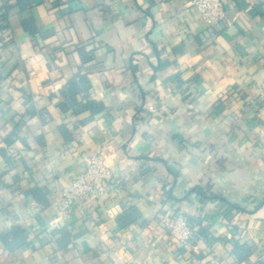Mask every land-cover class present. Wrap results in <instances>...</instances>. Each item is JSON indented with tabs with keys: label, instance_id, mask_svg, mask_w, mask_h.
<instances>
[{
	"label": "crops",
	"instance_id": "crops-1",
	"mask_svg": "<svg viewBox=\"0 0 264 264\" xmlns=\"http://www.w3.org/2000/svg\"><path fill=\"white\" fill-rule=\"evenodd\" d=\"M223 3L0 0V264L264 263V0ZM72 80L94 109L63 108ZM94 153L117 183L56 213Z\"/></svg>",
	"mask_w": 264,
	"mask_h": 264
},
{
	"label": "built area",
	"instance_id": "built-area-1",
	"mask_svg": "<svg viewBox=\"0 0 264 264\" xmlns=\"http://www.w3.org/2000/svg\"><path fill=\"white\" fill-rule=\"evenodd\" d=\"M191 2L197 7L202 18L211 25L220 23L227 16L223 0H191ZM258 96L264 102V79L258 85ZM147 109L154 111L155 106L148 105ZM110 183H117V179L105 158L97 153L91 154L84 168L67 186L53 196V208L56 213L66 217L78 200L103 197ZM163 223L171 234L183 243L194 240L195 228L184 214H174L168 210L164 215Z\"/></svg>",
	"mask_w": 264,
	"mask_h": 264
},
{
	"label": "trees",
	"instance_id": "trees-1",
	"mask_svg": "<svg viewBox=\"0 0 264 264\" xmlns=\"http://www.w3.org/2000/svg\"><path fill=\"white\" fill-rule=\"evenodd\" d=\"M78 91H79V86H78L76 80H72L70 82V84L64 90V93L67 96V98H66V101L63 103V108L73 109V111H75V112H80V111H82L88 107H91L92 104L81 103V102L77 101L76 94L78 93ZM98 107L101 108V105H99ZM92 109H94V108H92ZM195 189L202 190L203 194H205L203 191V187L197 186V187H195ZM233 206L240 208V206L236 205V204H233ZM136 215L138 216L135 209H127L126 211H124L123 213H121L118 216V222L121 225H126V224L130 223L131 221L135 220L137 218ZM7 236H12L13 241L17 242V244H18L22 240V230L14 229L12 232L7 234ZM7 236H5V237H7ZM215 239H216L215 237H212V236L209 237V240H211V241H214ZM220 239H222L223 241L229 240L225 237H220ZM231 252L236 257L237 262L242 263L250 255L251 248L245 243H239V242L235 241L233 243V247L231 248ZM259 264H264V263L260 262Z\"/></svg>",
	"mask_w": 264,
	"mask_h": 264
}]
</instances>
